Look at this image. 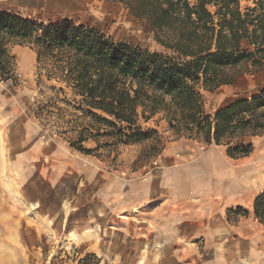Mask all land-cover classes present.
<instances>
[{
    "label": "rangeland",
    "instance_id": "obj_1",
    "mask_svg": "<svg viewBox=\"0 0 264 264\" xmlns=\"http://www.w3.org/2000/svg\"><path fill=\"white\" fill-rule=\"evenodd\" d=\"M0 13L43 28L63 25L89 28L111 43L174 57L171 51H165L155 41L154 33L146 24L137 21L123 6L107 0H0ZM8 49L12 61L4 72L0 70V264H81L89 255L92 258L86 259L87 264H160L171 258L175 264H208L217 251L229 245L240 253L246 244H242V240L249 241L256 235L264 238V219L256 217L254 205L251 209L235 207L227 210L225 238L221 229L208 235L205 228L195 225L204 231L195 230L192 240L174 242L165 238L155 239V226L135 217L120 216L107 221L100 202L96 210H88L87 206L82 215L63 217L60 209L66 202L67 207L70 203L68 200L64 203L63 199L59 201L63 189L56 191L42 183L36 191L29 189L30 181L38 178L40 173L37 168H31L32 162L31 166L21 167V162H25L27 157L20 158L24 155L20 146L17 151L10 146L9 129L15 123V119L10 121L13 117L19 122L32 120L41 138L65 143L85 156L83 159L90 160L91 157L98 181L108 176L117 180L159 174L164 158L171 152L176 157L191 154L193 157L189 159H195L209 150L227 154V149L181 137L170 129L162 114L147 121L140 118L141 136L129 142L122 140L117 131L126 125L118 124V130H111L78 111L82 99L74 95L71 86L50 73L52 62L49 58L44 57L39 62L35 50L27 45L10 44ZM263 90L264 69L241 76L231 86H223L213 92L202 91L205 114L213 116L224 107L239 100H250ZM79 141H82L84 149L92 151L90 155L77 150ZM246 141L252 144V152L254 149L258 152L262 146L257 145L253 138ZM82 164V181L77 184L76 191L73 184L66 186L67 194H77L80 202L87 196L85 180L88 181L89 176L85 172L90 171L89 164ZM27 189L40 198L38 205L35 204L38 213L26 209ZM28 207L32 208V205ZM41 208L50 209L49 214H40ZM92 211H96V215L91 214ZM216 218L213 215L211 220ZM64 222L66 225L76 222L77 225L97 226L100 231L102 224H106L112 235L100 232L96 239L93 233L87 234L89 238L85 245L71 246L64 242V233L58 232ZM87 243L97 252H88Z\"/></svg>",
    "mask_w": 264,
    "mask_h": 264
},
{
    "label": "trees",
    "instance_id": "obj_2",
    "mask_svg": "<svg viewBox=\"0 0 264 264\" xmlns=\"http://www.w3.org/2000/svg\"><path fill=\"white\" fill-rule=\"evenodd\" d=\"M107 1L146 24L174 57L111 43L89 28H43L0 13V70L12 61L10 44L30 46L39 62L49 58L50 73L82 99L78 111L111 130L126 125L117 131L122 140L141 136L140 118L162 114L181 137L224 146L234 160L248 157L253 146L246 140L264 134V90L213 116L205 114L202 91L264 69V0ZM78 144V151L91 154ZM254 212L264 219V193L255 199Z\"/></svg>",
    "mask_w": 264,
    "mask_h": 264
},
{
    "label": "crops",
    "instance_id": "obj_3",
    "mask_svg": "<svg viewBox=\"0 0 264 264\" xmlns=\"http://www.w3.org/2000/svg\"><path fill=\"white\" fill-rule=\"evenodd\" d=\"M14 119L15 123L9 129L10 146L16 151L20 146V152L24 154L20 158L27 157L26 160L21 159L25 161L21 162V167L29 164L40 173L37 174L38 178L30 181L29 189L36 191L39 183L48 184L56 191L63 189L64 193L59 194L62 197L59 201L63 199L64 203L67 200L70 202L68 207L66 202L63 209H60L63 217L82 215L87 206L88 210H96L100 202L107 221L120 216L147 221L155 226V239L158 240H192L195 230L204 231L199 227L195 228V225L205 228L208 235L211 231L221 229L225 238L227 210L235 207L251 209L255 199L264 191V134L253 138L257 145H262L258 152L254 149L248 157L239 160H232L219 150H209L195 159H189L193 157L191 154L176 157L171 152L164 158L159 174L117 180L108 176L98 181L99 176L92 169L95 165L90 156V160L83 159L85 156L69 145L41 138L39 129L32 120L24 119L19 122L13 117L10 121ZM30 162L33 164L30 165ZM83 162L90 165V171L85 172L89 176V180H85L88 185L87 196L80 202L77 194H67L66 186L73 184L76 191L77 184L82 181L80 174L83 172ZM18 164L17 160V166ZM25 199L26 209L31 213L34 210L38 213L39 209L35 208V204L40 198L27 189ZM29 204L32 208L28 207ZM48 210L50 209L46 211V208H41L40 214L48 215ZM95 212L92 211L91 214L96 215ZM86 213L89 215V211ZM213 215H216V220H211ZM75 223L66 225L64 222L58 228L59 233H64V242L71 246L85 245L89 238L87 234L93 233L96 239L100 232L106 231L112 235L106 224H102L100 231L97 226ZM239 228L242 229V226ZM244 243L245 248L240 253L230 245L217 251L208 264H264V238L256 235L249 241L242 240V244ZM86 246L88 252H97L88 243ZM173 261V258L166 259L160 264H175Z\"/></svg>",
    "mask_w": 264,
    "mask_h": 264
}]
</instances>
